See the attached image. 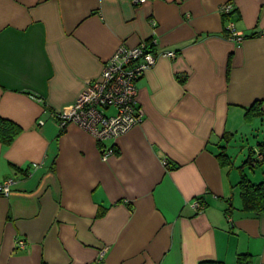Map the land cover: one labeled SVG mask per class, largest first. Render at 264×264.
<instances>
[{"label":"crops","instance_id":"crops-1","mask_svg":"<svg viewBox=\"0 0 264 264\" xmlns=\"http://www.w3.org/2000/svg\"><path fill=\"white\" fill-rule=\"evenodd\" d=\"M153 40L176 58L137 82L140 126L102 141L60 126L121 45ZM0 118L19 128L0 142V184L15 182L0 197V264H264V217L242 212L234 161L264 126V0H0ZM249 173L264 180V166Z\"/></svg>","mask_w":264,"mask_h":264},{"label":"built area","instance_id":"built-area-1","mask_svg":"<svg viewBox=\"0 0 264 264\" xmlns=\"http://www.w3.org/2000/svg\"><path fill=\"white\" fill-rule=\"evenodd\" d=\"M136 5H142L148 0H131ZM233 11V4L221 6L220 13L229 16ZM230 38L241 42L244 37L234 24L227 27ZM156 41L142 42L138 46L128 47L121 45L105 63L99 79L90 82L79 95L77 101L54 117L62 128L70 124L78 126L81 130L93 136L96 140H118L133 128L144 122V111L138 107L139 89L137 82L152 69L159 58L175 59V52L156 53ZM114 110V113H109ZM109 113V114H108ZM44 122L40 121L42 125ZM114 154L109 149L103 160ZM255 157L264 161V150L256 151ZM14 180L8 179L0 184V197H8L12 192ZM193 207L197 211L204 209L203 201L195 200ZM20 249H26V242L19 241ZM105 251L99 253L103 260Z\"/></svg>","mask_w":264,"mask_h":264},{"label":"trees","instance_id":"trees-1","mask_svg":"<svg viewBox=\"0 0 264 264\" xmlns=\"http://www.w3.org/2000/svg\"><path fill=\"white\" fill-rule=\"evenodd\" d=\"M232 13L229 15L231 16ZM259 103L252 108L247 109L246 117L251 120L259 113ZM19 133V128L11 122L0 118V142L3 144H10L16 135ZM260 151L264 150V143L259 145ZM256 152H251L250 156L239 167L240 182L237 185L242 200V212L252 213L258 217H264V180L259 183H254L248 177L247 170H254L257 167L264 166V161H259L255 157ZM222 165H231V161L227 153L222 151L218 156ZM196 200L203 201L204 209L206 202L204 198H197ZM199 264H224L218 261H202ZM237 264H251V257L249 255H239Z\"/></svg>","mask_w":264,"mask_h":264},{"label":"rangeland","instance_id":"rangeland-1","mask_svg":"<svg viewBox=\"0 0 264 264\" xmlns=\"http://www.w3.org/2000/svg\"><path fill=\"white\" fill-rule=\"evenodd\" d=\"M254 133H255L254 136H252V137L250 136L251 138H250L249 144H250L251 147H254V146L256 147L257 143H262L264 141V126H262L261 122L260 123L258 122ZM235 143L238 146L234 150V154H235L234 161H236L238 159L237 160V167H239V166L242 165V162H243V160H242V158L240 156L241 152H242L241 151V147L245 146L247 148V146L249 144L247 145V143H246V144L243 145V141L241 139L237 140ZM247 172L249 173V170H247ZM249 174H251V173H249Z\"/></svg>","mask_w":264,"mask_h":264}]
</instances>
